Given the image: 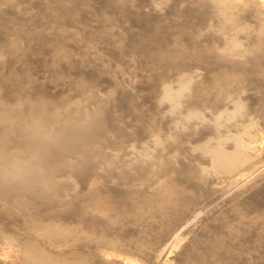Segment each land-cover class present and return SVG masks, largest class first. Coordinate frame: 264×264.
Segmentation results:
<instances>
[{
    "label": "rangeland",
    "instance_id": "1",
    "mask_svg": "<svg viewBox=\"0 0 264 264\" xmlns=\"http://www.w3.org/2000/svg\"><path fill=\"white\" fill-rule=\"evenodd\" d=\"M213 1L0 0V88L5 93H12L8 98L12 100L16 99L14 93L17 91L24 99L26 95L38 99L41 94H46L48 99L52 97L63 104L70 98L78 101L79 105L70 113L63 106L59 111L62 114L60 117L65 114L73 119L83 118L86 126L81 131L75 130L76 128L69 129L62 136V140V137H55L57 139L51 141L50 154L57 168L55 170L50 167L52 169L49 168L44 173L55 171L52 176L57 178V182L61 181L62 187H66L69 184L68 171L74 169L72 173L78 177V181L90 187L86 193L90 200L80 202L70 200L64 192L58 197L55 195L50 198L47 196L48 187H35L33 184L28 188L24 184V190L23 185L22 188L11 187L17 182V178L25 179V176L27 178L33 174L31 172L14 180L0 178V191L3 193L0 194V264H25L21 256L24 253L17 242L13 238L5 239V228L23 224V217L30 214L44 215L50 223L58 222L67 228L65 234L68 229H73L74 232L70 230L72 234L75 231L80 233L78 228L81 223L78 224L76 218L89 220L94 231L91 230V235H95L92 237L97 241L100 239L103 246L111 249L108 261H112V264H166L164 261L171 247H167L164 252L162 249L169 246L178 224L191 212V204L180 203L182 197L187 198L194 194L189 189L192 186V170L196 167V154L187 144L192 141L194 144L197 140L204 139V135L206 138L213 134L215 110L220 108L221 111L226 107L224 98L229 88L237 91V95L241 93V98L245 106L247 105L243 109L244 113L241 110L242 116L247 115L243 121L249 118L252 120L251 134L257 133V137L252 136L251 139L246 135L244 140L253 145V149L249 151L251 155L256 154L254 159L264 163V32H260L263 17L258 14L255 4H248L245 8L238 6L235 21L232 20V23H238L242 27L235 30L230 26V21L227 23L221 20L217 5ZM231 34L241 39L243 47H246L245 55H228L225 45L232 37ZM232 62H236V66ZM183 70L189 71L194 78L192 77L191 85L183 90L181 104L171 108V103L166 102L168 100L163 97V83L172 81L175 87L181 88L182 85L175 77ZM233 92L229 93L236 94ZM188 109H198L203 114L202 118L187 117L184 112ZM13 116L16 118V113ZM47 117L45 119L48 120V127L56 129L58 122L53 123ZM16 121L17 119H13L0 124V134L5 135V138L10 137V144L22 147L28 143L29 138L24 136L21 124ZM10 122L12 125H9ZM144 147H149L148 150L152 152L154 149L153 153H161L165 157L158 160L159 167L152 166L149 161L134 160L139 158ZM58 163L61 164L57 166ZM120 165H125V169L120 168ZM159 174L164 175L161 179L169 178L179 182L182 188L158 194L156 191L159 181L156 176ZM94 180L102 181V186L94 189ZM149 184L151 189L147 188ZM252 185L253 193L257 190L254 196L250 191V199L264 206V184L261 187L258 185V188L255 183ZM19 193L23 195V199L37 204L36 207L16 208V198H22ZM90 195L93 196L90 198ZM231 205L232 209L229 207L228 211L224 210L226 213L218 211L208 215L194 229L195 232L187 235L181 247V258H186L182 261L179 258L181 263L178 260L173 263L186 264L184 261H188L187 264H190L189 260L196 257L191 260L192 264H212V258H215L226 241L230 240V236L237 231V225L241 227L245 221L235 206ZM254 214L253 216L257 215ZM263 224L261 236L264 235ZM252 228L250 233L255 227ZM70 231L68 234L72 239L81 235L77 236L75 233L72 236ZM252 232L251 236L248 233V238L257 242L251 241L254 247H249L258 249L255 251L260 252L263 257L261 260L264 261V236L261 238L260 234ZM91 235L83 236H88L87 240H94L90 238ZM65 236L69 239L68 235ZM160 252L162 256L156 258Z\"/></svg>",
    "mask_w": 264,
    "mask_h": 264
},
{
    "label": "bare ground",
    "instance_id": "2",
    "mask_svg": "<svg viewBox=\"0 0 264 264\" xmlns=\"http://www.w3.org/2000/svg\"><path fill=\"white\" fill-rule=\"evenodd\" d=\"M214 1H215V4L217 5V8H218V14L221 15V17H222L221 20L223 19V20L227 21V23L230 21V23H231L230 26L233 29H235V30H238L240 28V26H241V25H238V23H235V24H233L234 22L232 23V20H234V17L236 15L235 13H237L236 10L238 9V6L245 8L244 6H246L248 4H255L256 10L259 12L258 14H261L262 17H263V21H262L263 24H262V26H260V32L261 33L264 32V0H214ZM75 22L77 23V21H75ZM245 27H247V26H245ZM247 29H249V28L247 27ZM100 34H102V33H100ZM80 39H82V38H80ZM242 43L243 42L241 41V39H239L235 35H232V37L228 40L227 44L225 45L226 50L228 52V55H231V56H235V55H239V54L242 55L241 53H244V55H245L246 54L245 53V48L246 47L244 48ZM185 48H186V46H185ZM246 50H248V49H246ZM1 58H3V57H1ZM233 64L235 65L237 63L235 62ZM243 65H245V64H243ZM233 66H231V67H233ZM239 67L240 66L238 65V69H239ZM237 72H238V70H237ZM238 74H241V72L240 73L238 72ZM169 76H170V74H169ZM175 76H176V74H175ZM238 76H237V78H238ZM192 77L193 76H192V74L189 71H184L183 70V71L178 72L177 78L175 77V79L178 80L179 84L182 85L181 88H179L180 86L179 87H175L171 83L172 81L170 83L168 81H165L163 83V97L168 100L166 102H170L172 104L171 105L169 103L171 108L173 106L174 107H176V106L178 107L181 104V101H180L181 94H182L183 90L186 89L187 86L191 85L192 80L194 78V77L193 78ZM225 79H226V77H225ZM231 79L234 80V78H232V77H231ZM244 80H246V79L244 78ZM225 83H227V82H225ZM230 83H228V84H230ZM176 84L177 83H175V85ZM179 84H177V86ZM238 85H239V83H238ZM11 86L12 85H10V87ZM87 86H88V84H87ZM223 86L225 87V85H223ZM230 86H231V84H230ZM0 91H1L0 92V124H5L7 121L9 122V121H12L13 119H17L18 123L21 124V127L18 124V128L20 127L22 129L21 132L24 133V136L26 135L29 138L28 139V143L24 144V146L20 147V146H16L14 143L10 144V142H11L10 139H9L10 137H6L5 138V135L1 136V134H0V178L1 179L2 178H5V179L7 178V179H10V180L11 179L14 180V179H16L19 176H23L24 177V174L27 173V172H29L28 174H30V172H31L33 174H30L31 176L29 175V177H27V178L25 176V179H22V177H21L20 178L21 180L20 179L18 180V178H17L16 180L19 183H17V182L14 183L13 182L14 184L12 183L13 185H11V187L18 188V187H21L23 185V190H24V187H25L24 184L26 185L25 188H28V186L33 184V186L35 185V187H40V186L48 187L49 188V190H48L49 195H47V196H49L50 198L55 196V195H57V197H58V196H60V194L62 192H64V193L67 194L66 197L70 198V200L72 199V201L73 200H76V201L79 200L80 202H83L85 200H90L89 196H88L89 194H86L90 187L86 186L85 184L80 183L78 181V179H77L78 177L76 178L75 174L72 173L74 171V169H73V171H70L71 169L68 171L69 175H68L67 180H69V184H67L68 186H66V187H62L61 181L57 182V178L52 176V174L55 171H53V173H44L45 170L46 171H47V169L49 170L50 167H54L55 168V166H56V164H54V159L52 158V155L50 154V152H51L50 151V148H51L50 143H51V141L52 140H56L57 138L55 139V137H58V138L60 137L61 138L64 135V133L66 134V132L69 129L74 130L73 128H76L75 130H77V129L80 130V129H83L86 126L85 121L83 120V118L79 117L78 119H73V117L71 118L70 116H65V114H64L63 117H60L62 114L59 111H61V109H63V106H64L65 110L67 109L66 112L70 113L71 111L75 110V108H77L76 106L79 105V104H77L78 101L76 102V99L74 100L73 98H70V99L66 98L67 100H65L64 104H63V102H61L62 103L61 104V103H59L58 100L52 99V97L50 99H48L47 97H45L46 94L44 96L41 94L40 98H38V99L31 98V97H29V95L28 96L26 95L25 99H24V98H22V95L19 96L16 93L17 91L14 93L16 99L12 100V99H8L12 95V93L11 94L10 93H5L4 92L5 90L3 91V89H1ZM230 91L233 92L234 89L230 90V88H229V91L226 90V92H228V93H227V95H225L226 98H224V100L226 102L225 106L230 108V109H232V107H234V106L235 107L232 110H230V109L228 110V108L225 109L226 107L224 109H222L221 111H219L220 108H219V110H215L216 112L217 111H219V112L216 113L214 111L215 112L214 114H216V115L214 117L212 116L214 118V119L212 118L214 120V122H213V126H214L213 134L210 137H206V138H205V135H204V137H203L204 139L201 140V138H200L201 141L197 140V142H195L194 144L192 143L193 141L190 144H187V145H190L189 147H191L193 152L196 154V158L195 159L193 158L196 161V165H195L196 167H195L194 170H192V176H191V179H192V184L191 185L192 186H190V189H189L194 194L189 196V197H187V198L182 197L181 199L180 198L179 199H180V203H182V205L191 204V206L189 208L191 210V212L189 213V215L185 219L180 221V223L178 224L176 233L173 235L172 238H170L171 239L170 242H169L170 244L168 243L169 246L166 245L162 249L163 250L162 252H164L167 247H171L170 250H168L169 254L166 257V260L164 261V263H166V264L167 263L168 264H172L173 262H176L179 258L181 259V261H182V259L186 258V257L181 258V254H182L181 247H182L184 239L187 237V235H189L190 233L192 234L194 229L196 227H198L200 225V223L204 219H206V217L208 215H210V214H212L214 212H218V211H220V212L221 211L223 212L224 210L228 211L229 207H231V209H232V205L231 204H233L235 206L236 211L240 215L243 216L242 219L244 218L245 221L244 222L242 221L243 223H242L241 227H239L240 226L239 224L238 225L235 224V225L238 226L237 227L238 228L237 231L234 232L232 234V236H230V240L226 241V243L221 248L220 252L215 255V258H212V264L213 263L214 264L215 263L216 264H264V261L261 260L263 257L261 256V254H259L260 252L259 253L256 252V251H258V249L257 250L255 249L256 250L255 251V250H253V248L249 247V245H251V247L252 246L254 247V245H252V243H251L252 238L251 239L248 238L249 237L248 233H250V229L252 228V227L250 228V226H253V228L255 227L254 228L255 230L252 228L253 230H251V233L249 234L250 236L253 233L252 231H254V233L256 232V235L260 234V236H261V231L260 230L263 227V226L261 227V225L264 223L263 222V220H264V206L262 205V203H259V202L254 203L251 200L252 199L251 198L252 195L254 196V193L257 190V189H255L256 188L255 187L254 188L255 190L253 189L254 190V193H253V191L251 189V186L253 187L254 185H252V184L255 183V185H257V188H258V185H260V187H261L264 184V163L256 161L254 159V157H256V154H255V156L253 154L251 155V153L249 151L251 148L253 149V145L250 142H246L244 140V136H246V135L251 137V139H252V136L255 137L256 134H257V133L255 135H252L253 133L251 134V132H253V131H251L252 130L251 126H252L253 122H252V120L250 118L249 119L247 118L248 120H246L248 122L250 120V123H248V122L244 123L246 121H243L244 120L243 118L247 117V115L246 116L243 115L244 117L242 116V114L245 112V111H243V109L245 110L244 107H246L247 105L245 106V102L241 98V93H240V95H237V91L236 92L234 91L233 93H236V94H230L229 93ZM241 92H242V90H241ZM225 93H223V94H225ZM247 94H249V93H247ZM44 97L46 99H48V100H46ZM248 97H250V96H248ZM243 98H245V97H243ZM44 100L46 101V103H45ZM245 100H246V98H245ZM213 109H214V107H213ZM213 109H212V111H213ZM215 109H216V107H215ZM77 110H79V109H77ZM241 110L243 111V113L241 112ZM207 112H209V111H207ZM15 113H16V116H17L16 118H14V116H13ZM184 113H186L184 115H186L187 117L202 118V116H203L202 112H200L198 109H191V110L188 109V111L187 112L185 111ZM239 113H241V115H239ZM86 115H88V114L86 113ZM47 116L50 117L51 119L48 118ZM182 116H183V114H182ZM240 116H242V118H239ZM45 117H47L53 123H57L58 122V124H59V126L57 127L58 129L57 128L53 129V127L52 128L48 127L49 126L47 124L48 120L46 121ZM181 118H183V117H181ZM183 119H186V117L183 118ZM208 120H209V118H208ZM50 121L48 123H50ZM196 121H198V120H196ZM181 122H183L182 119H181ZM183 123L185 125V122H183ZM186 123H187V120H186ZM188 123H190V122H188ZM9 125H12V122H10ZM213 126H211V127H213ZM198 127H200V126H198ZM14 128L15 127H13V129ZM143 129H144V127H143ZM8 130H9V128H8ZM79 130H78V132H79ZM193 134H194V132H193ZM208 135H209V132H208ZM151 137H152V135H151ZM155 138H157V137H155ZM62 139H63V137L61 138V140ZM159 139L157 141H160L163 138H161L160 140ZM182 139H184V138H182ZM12 142H14V141H12ZM57 142H58V140H57ZM154 142L155 141H153V143ZM162 142H159V143H161V145H162L163 144ZM252 142H253V140H252ZM151 144H152V142H151ZM158 146H157V148H159ZM127 147L128 146H126V148ZM147 148L149 149V147H147ZM161 148H162V146H161ZM53 149H54V147H53ZM128 149H130V148L128 147ZM148 149H146L144 147V150L142 152H140L141 155L138 156L139 158L134 159V160L149 161L152 166H156L158 164V162H160L161 160H163L165 158V157L163 158V155H161V153L160 154L153 153V152H155L154 149H152L153 152L148 150ZM189 149L190 148H188V150ZM125 153H127V152H125ZM158 160H160V161H158ZM59 164H61V163H58L57 166H59ZM75 165H76V163H75ZM183 165H184V163H183ZM123 166L125 167V165H120V168L123 167ZM126 166H127V163H126ZM129 166H131V165H129ZM131 167H133V166H131ZM56 168H55V170H56ZM50 169H52V168H50ZM115 169H116V167H115ZM160 169H161V167H160ZM62 170H64V169H62ZM50 172H52V171H50ZM28 174H26V175L28 176ZM36 175H38V176H36ZM89 175H91V174H89ZM95 175H96V173H95ZM60 176H62V175H60ZM156 177H157V180L159 181V187H158V190L156 191V192H158V194H163V193L166 194V192L168 190H170V189L180 190L182 188V186H180L181 184L179 185V182L177 183L173 179H169V178H168V180L161 179L162 177H164L163 174H159ZM100 180H94L93 181V183H92L93 185L92 186H94V189H95V187L99 188V186H102L101 184H103V183ZM150 186L151 185L149 184V186L147 188L151 189ZM8 189H6V190H8ZM8 191H10V190H8ZM19 191H20V189H19ZM250 191H252L251 192V194L253 193L252 195L250 194ZM5 192H7V191H5ZM45 192H44V194H45ZM97 192H98V190H97ZM97 192H96V194H97ZM0 194H1V191H0ZM19 195H22V194L19 193ZM92 196L90 195V198ZM64 197H65V195H64ZM14 198H16V196H14ZM68 202H69V199H68ZM36 205L37 204L32 202V200L27 201V199H23V195H22L21 199H20V196H19V198H16V202H15L16 208H19V209H24V208L26 209V208H31V207L35 208ZM84 205H86V204H84ZM91 206L94 207L93 205H91ZM73 207H74V205H73ZM253 213H255L257 215L254 214L255 216H253ZM250 214H252V216ZM223 215H225V214H223ZM227 215H229V214H227ZM22 216H24V214H22ZM52 216H54V215H52ZM45 217H44V215L40 216V215L37 214V216H36V215H33V214L31 215L30 214V216H24L23 217V219H24V223L23 224L18 223L17 225H15L14 228H8V227L5 228L7 230L5 232V239L9 240V238H13L17 242L19 249H22V251L24 253V254H21V256H22L23 261H25L24 262L25 264H104V263L105 264H112V261H108L109 260L108 257L110 256L109 254L111 253V251H110L111 249L108 250V248H107L108 246H106V247L103 246L102 242L99 241L100 239H98V241H97L96 238L92 237V236H95V235H94V233H93V235H91V233L93 231V229L91 227H93V226L91 225V222L89 220L80 219V218H83V217L76 218V220H78L77 221L78 224L81 223V226H80V228H78V230L80 229V233H76L78 231H75V233L77 234V236H78V234H81V235L78 236L80 239L77 236L74 235L75 237L78 238V239L74 238V239H76V240H74V239H72L73 237L72 238L69 237V234H68V232L70 230L72 231L73 229H70V230L68 229V232H66L67 234H65V230L67 229L66 227L64 228L58 222L57 223H53V222L50 223V221L48 222V220H46ZM74 217H75V215H74ZM232 218H233V216H232ZM20 219L21 218H19V220ZM69 219H68V221H69ZM4 220H5V218H4ZM76 220H75V222H76ZM10 223H11V221H10ZM231 225H232V223H231ZM233 226H234V224H233ZM231 228L233 229V227H231ZM94 229H96V228L94 227ZM262 230H263V228H262ZM71 231H70V233H71ZM72 232H74V231H72ZM75 233H73V234H75ZM73 234H72V236H73ZM87 234L91 235L90 238H94V240H92V239L91 240L90 239L87 240L88 236H86V237L83 236V235H87ZM263 234H264V232H263ZM65 235H68L69 239ZM262 236H264V235H262ZM262 236H261V238H262ZM253 237H254V235H253ZM70 238H71V240H70ZM253 240H255V239L253 238ZM249 241H250L251 244H249ZM255 241H252V242H255ZM261 242H262V240H261ZM103 243H105V242H103ZM258 243H260V242H258ZM170 245H172V246H170ZM256 248H258V247H256ZM162 252H160L155 257L158 258V257L162 256ZM190 257H191V255H190ZM125 258L126 257H124V260H125ZM195 258H193V259H195ZM193 259L189 260L190 264H192L191 260H193ZM181 261L178 260L177 262L181 263ZM184 262H186V264L189 263L188 261H184ZM199 263H201V262H199ZM173 264H175V263H173ZM207 264H209V263H207ZM210 264H211V262H210Z\"/></svg>",
    "mask_w": 264,
    "mask_h": 264
}]
</instances>
